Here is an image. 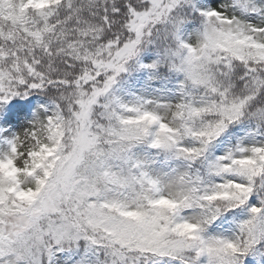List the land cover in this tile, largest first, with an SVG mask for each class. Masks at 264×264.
<instances>
[{"label": "snow or ice", "instance_id": "6c2138e0", "mask_svg": "<svg viewBox=\"0 0 264 264\" xmlns=\"http://www.w3.org/2000/svg\"><path fill=\"white\" fill-rule=\"evenodd\" d=\"M0 264H264V0H0Z\"/></svg>", "mask_w": 264, "mask_h": 264}]
</instances>
